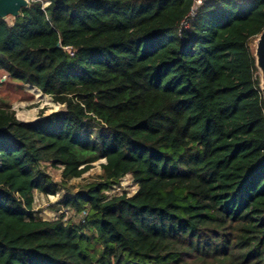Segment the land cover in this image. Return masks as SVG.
Instances as JSON below:
<instances>
[{"label": "trees", "instance_id": "16d2710c", "mask_svg": "<svg viewBox=\"0 0 264 264\" xmlns=\"http://www.w3.org/2000/svg\"><path fill=\"white\" fill-rule=\"evenodd\" d=\"M35 0L0 19V264H264V102L251 44L264 0ZM4 83V84H5ZM2 84V83H1ZM98 129L83 136L90 123ZM89 125V126H88ZM63 197L80 220L34 217ZM60 169L58 183L40 168ZM130 175L132 196L109 197Z\"/></svg>", "mask_w": 264, "mask_h": 264}, {"label": "rangeland", "instance_id": "374dc122", "mask_svg": "<svg viewBox=\"0 0 264 264\" xmlns=\"http://www.w3.org/2000/svg\"><path fill=\"white\" fill-rule=\"evenodd\" d=\"M43 3V5L47 4V0H38ZM8 24H12L14 22L13 19L8 18L6 20ZM251 49L254 51V41L251 44ZM6 76L1 72L0 73V100L4 103H7L11 106V109L15 112L16 117L20 121L29 122L36 120L41 114L43 116L59 111L62 109L61 106H58L52 102V100L41 94L37 96L35 94L34 89L29 87L24 88V92L27 95H30L31 98L22 99L23 96L20 97L16 93L12 92V89L9 88V85L5 83ZM2 83V84H1ZM5 83V84H4ZM89 126V125H88ZM98 129V125L96 123H90V129L88 132H84L83 136L90 135L91 138H94V134ZM104 161L100 160L92 165V168L86 172L81 178L70 180L66 187L67 188H59L54 196H44L38 192L34 193V205L32 213L34 217L44 220V221H53L59 218L61 215L64 216L65 221L77 222L80 220V217L77 216L71 210H64L60 208L59 204L62 201L63 197L72 196V194L77 190L78 186L85 183L91 182L95 180L100 174L101 169L100 165L103 164ZM41 170L49 176L52 182L58 183L60 180V169L53 168L49 164L42 163L40 165ZM137 190V183L132 180L130 175H126L124 178L120 180V182L114 186H112L108 191V196H117L125 194L126 196H132Z\"/></svg>", "mask_w": 264, "mask_h": 264}, {"label": "water", "instance_id": "95a60500", "mask_svg": "<svg viewBox=\"0 0 264 264\" xmlns=\"http://www.w3.org/2000/svg\"><path fill=\"white\" fill-rule=\"evenodd\" d=\"M30 7L28 0H0V19L8 18L15 20L22 16V10ZM253 56L255 68L259 75V89L264 102V29L254 40Z\"/></svg>", "mask_w": 264, "mask_h": 264}, {"label": "built area", "instance_id": "2783aa9c", "mask_svg": "<svg viewBox=\"0 0 264 264\" xmlns=\"http://www.w3.org/2000/svg\"><path fill=\"white\" fill-rule=\"evenodd\" d=\"M28 1L31 3V2H33L35 0H28ZM235 1H236V3L240 4V3H242V2H244L246 0H235ZM201 2H202V0H194L195 4H194L193 8L191 9V11L189 12L188 18L181 22V26L182 27L188 28V23H189L188 20L191 19L194 16L195 10L201 4ZM107 194H108V192H107Z\"/></svg>", "mask_w": 264, "mask_h": 264}, {"label": "crops", "instance_id": "0c3cea01", "mask_svg": "<svg viewBox=\"0 0 264 264\" xmlns=\"http://www.w3.org/2000/svg\"><path fill=\"white\" fill-rule=\"evenodd\" d=\"M0 73H1V71H0ZM26 87H29V86H26ZM29 88H31V87H29ZM1 104V103H0Z\"/></svg>", "mask_w": 264, "mask_h": 264}]
</instances>
